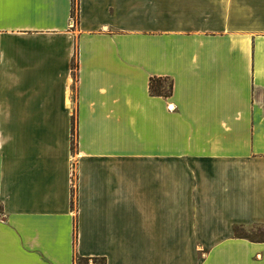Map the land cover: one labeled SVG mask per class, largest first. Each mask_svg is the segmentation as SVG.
I'll return each mask as SVG.
<instances>
[{"label":"crops","instance_id":"crops-1","mask_svg":"<svg viewBox=\"0 0 264 264\" xmlns=\"http://www.w3.org/2000/svg\"><path fill=\"white\" fill-rule=\"evenodd\" d=\"M259 228L264 0H2L0 264H264Z\"/></svg>","mask_w":264,"mask_h":264},{"label":"trees","instance_id":"trees-1","mask_svg":"<svg viewBox=\"0 0 264 264\" xmlns=\"http://www.w3.org/2000/svg\"><path fill=\"white\" fill-rule=\"evenodd\" d=\"M72 17L75 18V6L72 9ZM167 79H163V78H151L149 81V92L152 95H162V96H167L171 90H172V83L171 81H169V85H168V90H165V85L163 83V81H165ZM241 227H234V233L236 234L237 229H239ZM243 235V234H242ZM242 237V236H241ZM80 260H86V259H82V258H77Z\"/></svg>","mask_w":264,"mask_h":264},{"label":"rangeland","instance_id":"rangeland-1","mask_svg":"<svg viewBox=\"0 0 264 264\" xmlns=\"http://www.w3.org/2000/svg\"><path fill=\"white\" fill-rule=\"evenodd\" d=\"M164 85H165V90L167 91L168 90V85H169V81L168 80H165L163 81ZM261 229L260 232L259 230H257V235L259 234V236H264V228H259ZM244 233L243 229L242 228H239L237 229L236 231V234L238 235H235V236H243L242 234ZM262 234V235H261ZM94 262H97L98 260L96 259H93ZM90 261L89 260H80V259H76V264H88Z\"/></svg>","mask_w":264,"mask_h":264},{"label":"snow or ice","instance_id":"snow-or-ice-1","mask_svg":"<svg viewBox=\"0 0 264 264\" xmlns=\"http://www.w3.org/2000/svg\"><path fill=\"white\" fill-rule=\"evenodd\" d=\"M0 3H2V0H0Z\"/></svg>","mask_w":264,"mask_h":264}]
</instances>
